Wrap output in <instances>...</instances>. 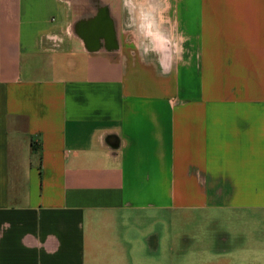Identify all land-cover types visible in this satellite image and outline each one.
<instances>
[{
    "label": "crops",
    "instance_id": "obj_1",
    "mask_svg": "<svg viewBox=\"0 0 264 264\" xmlns=\"http://www.w3.org/2000/svg\"><path fill=\"white\" fill-rule=\"evenodd\" d=\"M0 264H264V0H0Z\"/></svg>",
    "mask_w": 264,
    "mask_h": 264
},
{
    "label": "rangeland",
    "instance_id": "obj_2",
    "mask_svg": "<svg viewBox=\"0 0 264 264\" xmlns=\"http://www.w3.org/2000/svg\"><path fill=\"white\" fill-rule=\"evenodd\" d=\"M216 217H218V215H216ZM220 217V216H219ZM222 217V216H221ZM223 219H222V222H224V221H228L229 222V224L230 225H235V221L234 220H236V219H230V220H226V219H224V217H222ZM192 225V224H191ZM225 225H227V224H225ZM177 226V224H176V222L175 221H172V220H169V227H176ZM170 229H172V228H170ZM169 234H168V243H169V246H170V242H172V239H177V237L179 236L178 234H174L175 232H173V231H169L168 232ZM174 242V241H173ZM168 255H170V253L168 254Z\"/></svg>",
    "mask_w": 264,
    "mask_h": 264
}]
</instances>
